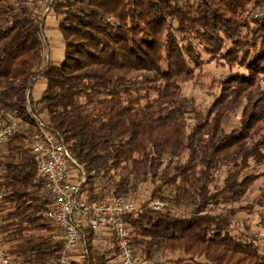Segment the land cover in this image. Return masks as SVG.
<instances>
[{"label": "trees", "instance_id": "16d2710c", "mask_svg": "<svg viewBox=\"0 0 264 264\" xmlns=\"http://www.w3.org/2000/svg\"><path fill=\"white\" fill-rule=\"evenodd\" d=\"M41 5L61 33L58 61H43ZM226 39L225 57L244 70L201 109L181 83L202 42L220 50ZM262 74L264 0H0V114L19 126L0 147V234L12 259L45 264L62 249L30 149L35 116L85 172L81 197L114 191L140 208L124 223L143 264H264V213L252 226L236 217L257 179L249 169L264 161ZM153 200L165 206L148 208ZM110 244L89 242L69 264H105Z\"/></svg>", "mask_w": 264, "mask_h": 264}, {"label": "built area", "instance_id": "2783aa9c", "mask_svg": "<svg viewBox=\"0 0 264 264\" xmlns=\"http://www.w3.org/2000/svg\"><path fill=\"white\" fill-rule=\"evenodd\" d=\"M43 55L47 59L45 49ZM26 106L30 111L28 100ZM33 118L36 130L30 149L37 171L44 177L43 187L55 201L54 207L47 210L44 217L57 226L58 232L54 238L62 243L57 257L45 264H69L75 253L87 252L89 242L96 244L102 237L111 236L115 241V250L106 255L105 264H143L144 260L134 252L124 223L127 214L137 212L140 208L131 199L117 195L114 191L106 192L98 202L81 197L79 191L85 182V172L74 161L63 139L48 129L41 119ZM18 128L15 116L0 114V147ZM164 206L159 200L148 204V208L155 211ZM0 264H16L1 234Z\"/></svg>", "mask_w": 264, "mask_h": 264}, {"label": "rangeland", "instance_id": "374dc122", "mask_svg": "<svg viewBox=\"0 0 264 264\" xmlns=\"http://www.w3.org/2000/svg\"><path fill=\"white\" fill-rule=\"evenodd\" d=\"M48 8L49 7H46L45 5H41L40 7V14L42 15L43 21L42 36L45 54L47 56V59L43 57L44 62H46L47 60L49 61L52 58L49 40L44 32L45 29L48 28L44 25V18L46 15L52 16L55 21V27L53 29L49 28L48 30H52L53 34L57 35L56 37L53 36L54 39H61V33L56 28L55 16L51 11H48ZM240 31L243 34L245 29L241 28ZM219 47L220 50H217L216 48L208 49L202 42V44H200L198 47L200 64L193 68L191 77H189L185 82L181 83L182 93L192 98L196 102L197 106L201 109H206L207 107H209L213 100L217 96H219L223 88V84L225 85V79H227L226 77L234 72H240L244 70L242 65H240L239 63V60L234 61L233 59H228L225 57V53H227L230 47L229 40H224L222 42V45ZM54 48L56 49L57 47L54 46ZM259 78L260 88L262 91H264V74L260 75ZM42 84V81H37L33 84L31 89L32 92L30 91V93H28V95H26L25 97L26 102L27 100L30 101V98L35 99L33 91L34 89L36 90L38 85ZM41 87L42 86H39L38 88ZM240 108H238L227 120V123L225 125L227 130L233 126L238 125ZM251 167L252 168L249 169V171L257 174V179L255 180L252 189L249 190V192L245 196V199L241 202V204L243 205V209L240 210L236 215L239 223L242 224V226H252L255 223H258L260 221V214L264 213V161L260 164H252ZM223 176V172L219 174L218 182L222 180ZM209 206V208L212 207L214 210H220L222 208V205L220 204H211ZM258 232V236L263 237L264 241V229L259 230Z\"/></svg>", "mask_w": 264, "mask_h": 264}, {"label": "crops", "instance_id": "0c3cea01", "mask_svg": "<svg viewBox=\"0 0 264 264\" xmlns=\"http://www.w3.org/2000/svg\"><path fill=\"white\" fill-rule=\"evenodd\" d=\"M54 24H55V21L53 17L50 15H46L44 18V25L47 26L48 28L45 29V31L44 30L43 31L45 32V35L48 37V40H49V46H50L51 55H52L51 60L58 61L62 58V55H63V44H62L61 39H54L53 36L56 37L57 35L53 34L52 30H48L49 28L53 29L55 27ZM54 46H56L57 48L55 49ZM39 86H42V87L38 88ZM38 87L36 88V90L34 89L33 91V95H35V98H38L40 96L41 92L44 89V84L38 85ZM95 245L100 248L109 247L111 245L110 237H102L99 241L96 242Z\"/></svg>", "mask_w": 264, "mask_h": 264}]
</instances>
